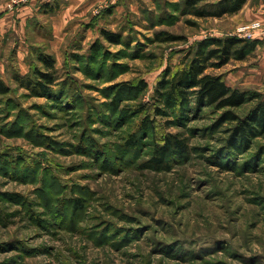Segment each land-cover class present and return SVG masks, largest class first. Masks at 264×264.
Wrapping results in <instances>:
<instances>
[{"label": "rangeland", "instance_id": "rangeland-1", "mask_svg": "<svg viewBox=\"0 0 264 264\" xmlns=\"http://www.w3.org/2000/svg\"><path fill=\"white\" fill-rule=\"evenodd\" d=\"M184 1L137 0L95 27L60 32L52 17L65 1L50 15L37 4L24 44L16 32L4 38L0 264H264V130L245 147L230 142L258 100L224 109L156 100L160 75L185 69L198 41L237 34L234 15L198 17ZM100 28L122 41L102 39ZM261 44L205 71L264 94V73L253 69ZM36 49L56 57L49 96L14 79L30 71ZM227 110L238 118L225 119ZM168 133L187 150L156 163Z\"/></svg>", "mask_w": 264, "mask_h": 264}, {"label": "trees", "instance_id": "trees-1", "mask_svg": "<svg viewBox=\"0 0 264 264\" xmlns=\"http://www.w3.org/2000/svg\"><path fill=\"white\" fill-rule=\"evenodd\" d=\"M185 0L184 5L198 16H222L234 14L242 9L247 0ZM202 4V5H201ZM59 0H49L41 4L45 13H52L59 9ZM210 6V7H208ZM113 12V6H107L93 19H98ZM33 30H35L33 28ZM100 36L109 43L119 44L122 36L106 28H100ZM256 38H246L237 34H227L223 37H209L196 43L194 53L185 69L171 73L165 70L155 86L156 100L164 109H182L190 103L197 108L213 106L216 109L235 108L249 100L257 99V104L239 121L234 128L235 138H231L232 147L242 142L243 147L255 137L260 130H264V94L257 91L240 89L227 84L220 74H212L205 70L209 66H221L230 60H244L261 43ZM102 45L94 41L90 45L91 51L98 53ZM34 61L29 60L30 71L25 74L16 72L14 79L22 87L27 88L33 95L49 96L57 80V67L55 55L43 49H36ZM32 53V51H31ZM37 61V63H35ZM11 91V87L0 77V95ZM115 91V90H114ZM115 93V92H114ZM116 94V93H115ZM160 106L157 107L159 113ZM225 119H237V115L230 110L226 111ZM147 117L143 122L146 127ZM132 145L136 140H132ZM187 150L185 139L177 134L168 133L160 144L154 148L153 161L160 163L168 153L180 154ZM77 203L80 200L77 199Z\"/></svg>", "mask_w": 264, "mask_h": 264}, {"label": "crops", "instance_id": "crops-1", "mask_svg": "<svg viewBox=\"0 0 264 264\" xmlns=\"http://www.w3.org/2000/svg\"><path fill=\"white\" fill-rule=\"evenodd\" d=\"M31 1L30 3L27 2V4L17 10L16 14L10 11L0 13V47L1 44H3L4 38L10 37V35L13 34L12 32H16L20 39L23 40L24 44V41L26 40L25 32H23L26 25L25 20H27L28 16H32L38 7H40L39 9H41L42 14H48L42 10L41 4L49 0H42L39 4L37 1H34V3ZM64 1L65 5L61 11L52 17L53 22L57 25H60L58 30L59 32L62 31L65 26L74 24H83L85 27L90 28H92V26L95 27L99 22L104 20L102 19L104 17H100L98 19L93 18L107 6H113V12L115 10L122 11L126 6L131 5L137 0H59V2L63 4ZM130 2L132 3L130 4ZM37 4L38 7H35ZM50 14L53 13H49V15ZM232 15L238 19L235 23V32L238 35H243L246 32H250L252 34L251 37L262 41V47L260 45L258 47V49L261 48V52L259 55V60L255 65L257 67L253 68L258 74L262 75L264 73V0H247L242 9ZM31 23L32 22H29L27 24L31 25ZM21 48H23V46ZM1 55L3 54H1L0 51V56ZM2 63L3 61L1 60V67H3Z\"/></svg>", "mask_w": 264, "mask_h": 264}, {"label": "built area", "instance_id": "built-area-1", "mask_svg": "<svg viewBox=\"0 0 264 264\" xmlns=\"http://www.w3.org/2000/svg\"><path fill=\"white\" fill-rule=\"evenodd\" d=\"M30 0H6L4 7L6 11H13L16 7L29 2ZM244 36L251 37L252 34L250 32H246L243 34Z\"/></svg>", "mask_w": 264, "mask_h": 264}]
</instances>
